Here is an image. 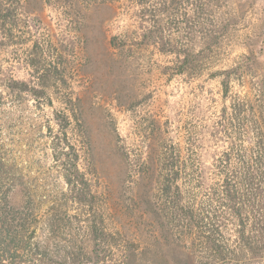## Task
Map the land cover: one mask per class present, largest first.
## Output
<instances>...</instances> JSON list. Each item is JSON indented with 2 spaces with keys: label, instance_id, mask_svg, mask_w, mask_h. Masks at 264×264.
Here are the masks:
<instances>
[{
  "label": "rangeland",
  "instance_id": "374dc122",
  "mask_svg": "<svg viewBox=\"0 0 264 264\" xmlns=\"http://www.w3.org/2000/svg\"><path fill=\"white\" fill-rule=\"evenodd\" d=\"M114 5L109 10L88 0H27L21 20L0 44V143L23 166L42 216L36 242L53 251L57 264H125V240L146 243L137 204L150 155L177 146L186 156L190 139L204 152L223 147L226 142L207 138L224 106L234 96L254 103L264 93V0H231L221 8L236 15V24L196 76L177 74L171 54L139 42L130 33L135 28L130 8L119 0ZM243 54L254 57L252 68L233 75L224 96L223 74L212 73L236 65ZM37 55L39 70L31 60ZM45 67L55 72L40 98L26 91L18 97L6 88L9 79L40 85L38 73ZM59 112L76 114L65 130L79 151L78 167L92 195L89 208L74 205L67 214L63 193L70 186L50 167ZM79 128L88 136V148ZM54 195L62 205L52 210ZM20 199L16 190L11 204ZM52 218L56 223H50ZM93 223L108 234L100 248L86 230ZM156 263L165 264L157 256L130 264Z\"/></svg>",
  "mask_w": 264,
  "mask_h": 264
},
{
  "label": "trees",
  "instance_id": "16d2710c",
  "mask_svg": "<svg viewBox=\"0 0 264 264\" xmlns=\"http://www.w3.org/2000/svg\"><path fill=\"white\" fill-rule=\"evenodd\" d=\"M88 1L92 7L114 10L118 0ZM119 1L130 8L135 24L130 33L137 34L142 44H154L161 53L171 54L177 74H200L209 63L210 53L219 47L237 20L234 13L221 11L231 0ZM26 2L0 0V44L21 20ZM31 60L39 70V55ZM253 61V56L243 54L236 65L212 73L223 74L220 82L224 96L228 95L231 77H240L245 66L247 70L252 68ZM53 68L39 71L40 85L9 79L6 88L15 96L26 91L38 99L46 93ZM256 101L234 96L230 105L224 106L207 138L208 142H226L223 147L204 152L192 147L190 139L186 156L177 146L156 157L150 155L138 183L137 204L138 225L146 243L126 239L125 264L149 256H157L165 264H264V93ZM226 113L232 115L228 117ZM72 117L77 120L74 112L56 115L60 132L50 141L54 162L50 167L70 186L63 193L65 214L74 205L86 210L92 199L87 179L78 167L79 151L65 130ZM229 127L233 131H228ZM78 134L88 148L87 134L80 128ZM22 167L13 150L0 143V264H57L53 251L36 242L42 216L35 209ZM16 190L21 199L12 205L11 195ZM56 200V195L52 196V210L62 205ZM56 221L52 218L50 223ZM86 230L99 240L100 248L108 234L94 223Z\"/></svg>",
  "mask_w": 264,
  "mask_h": 264
}]
</instances>
